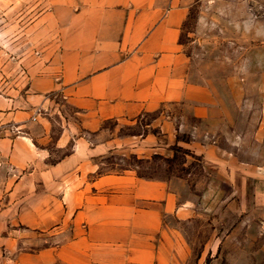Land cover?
Segmentation results:
<instances>
[{
    "label": "crops",
    "instance_id": "1",
    "mask_svg": "<svg viewBox=\"0 0 264 264\" xmlns=\"http://www.w3.org/2000/svg\"><path fill=\"white\" fill-rule=\"evenodd\" d=\"M196 2L48 0L51 55L0 94V264H173L182 182L104 170L106 123L165 102L222 110L184 36Z\"/></svg>",
    "mask_w": 264,
    "mask_h": 264
},
{
    "label": "rangeland",
    "instance_id": "2",
    "mask_svg": "<svg viewBox=\"0 0 264 264\" xmlns=\"http://www.w3.org/2000/svg\"><path fill=\"white\" fill-rule=\"evenodd\" d=\"M51 8L0 0V94L24 87L28 65L51 55ZM188 32L195 79L205 75L222 110L204 121L189 115L192 102H165L111 120L118 145L103 169L182 182L190 211L173 264H264V0H197Z\"/></svg>",
    "mask_w": 264,
    "mask_h": 264
},
{
    "label": "built area",
    "instance_id": "3",
    "mask_svg": "<svg viewBox=\"0 0 264 264\" xmlns=\"http://www.w3.org/2000/svg\"><path fill=\"white\" fill-rule=\"evenodd\" d=\"M35 119V118H34Z\"/></svg>",
    "mask_w": 264,
    "mask_h": 264
}]
</instances>
